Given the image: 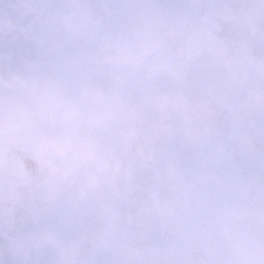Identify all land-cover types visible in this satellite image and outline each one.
I'll return each mask as SVG.
<instances>
[{"label": "snow or ice", "instance_id": "obj_1", "mask_svg": "<svg viewBox=\"0 0 264 264\" xmlns=\"http://www.w3.org/2000/svg\"><path fill=\"white\" fill-rule=\"evenodd\" d=\"M0 264H264V0H0Z\"/></svg>", "mask_w": 264, "mask_h": 264}]
</instances>
